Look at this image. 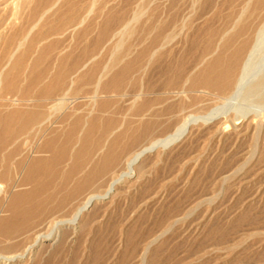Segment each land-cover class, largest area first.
<instances>
[{
	"label": "rangeland",
	"instance_id": "1",
	"mask_svg": "<svg viewBox=\"0 0 264 264\" xmlns=\"http://www.w3.org/2000/svg\"><path fill=\"white\" fill-rule=\"evenodd\" d=\"M193 1L65 0L46 16L42 34L53 26L67 28L66 21L72 13L84 21L75 32L48 33L47 38H42V84H54L53 76L58 73L60 64L66 63L68 67L79 61L80 64L88 62V65L74 76L73 88L80 91L71 92V101L63 109L54 110L52 116L49 113L60 104L62 95L42 102V120L51 119L49 123H42V132L24 131L0 149V186L4 185L7 192L0 194V221H7L9 225L0 227V255L22 253L36 235L48 233L54 222L71 216L72 210L65 209L44 218L40 206L49 208L59 203L66 193L68 195L80 184V165H83V172H90L108 153L127 154L148 145L152 139L143 144L137 140L144 122L158 121L163 127L154 139L163 138L176 122L202 117L217 105L220 94L210 92L188 96L181 100L182 103L174 100L171 103L176 104L175 110L166 112L171 104L164 102L167 83L174 75L184 70L188 72L195 65L211 29H219L242 0H199L191 10L193 7L189 4L192 6ZM8 7L0 6V28L6 26L7 37L26 33L33 6L22 11L16 23L15 11L10 5ZM134 14L140 16L138 25L144 27L148 37H140L139 31L133 32L129 42L131 54L128 59L119 60L112 54L119 39L116 34ZM185 16L191 17L187 28L175 41L178 42L163 52L161 60L148 63L147 56H138L141 51H147L155 25L173 28L176 24L178 32ZM102 36L103 42L98 44ZM4 54L2 47L0 62ZM32 56L33 53L29 58ZM126 62H132V68L120 81L122 86L120 84L116 92H104V83L98 84L102 71H110L112 77ZM1 89L0 84V119L14 111L12 99L17 96L5 94ZM97 95L99 98L94 101ZM31 104H20L19 110L26 111ZM145 104L148 108L142 109ZM148 111L152 116L144 117ZM76 120L79 123L74 125ZM93 120L94 132L80 142L79 137L86 133ZM109 122L110 129L105 131ZM209 125L200 121L193 126L185 142L146 156L136 174L117 186L109 198L98 201L77 228L63 229L58 243L45 242L29 257L31 260L13 264H264V144L259 152L263 153L260 160L255 161L248 172L225 184L223 175L234 172L245 158L254 154L256 141L253 133L239 140L219 139ZM74 126L73 139H69ZM49 141L57 146L67 145L66 153L55 170L50 171L52 180L32 199L27 195L34 190V185L23 182L22 176L28 169L24 172L21 167L25 160L29 164L37 159L49 162L58 151L44 147ZM24 142L29 146H23ZM87 152L90 154L86 156ZM122 168V165L117 167L116 175L124 171ZM112 178L111 174L101 177L90 192L104 195ZM14 185L17 188L13 189ZM17 193L27 196L17 205L27 208L19 216L9 208ZM4 231L13 235L11 240L2 241ZM154 239L158 241L148 250L147 246Z\"/></svg>",
	"mask_w": 264,
	"mask_h": 264
},
{
	"label": "bare ground",
	"instance_id": "2",
	"mask_svg": "<svg viewBox=\"0 0 264 264\" xmlns=\"http://www.w3.org/2000/svg\"><path fill=\"white\" fill-rule=\"evenodd\" d=\"M62 1L65 0H0V3H2L0 6L3 5L6 8L10 5V7L14 9V21H18L20 19L22 11L30 9V7L32 8L33 6L29 14L30 26L25 29L26 33L23 32L19 36L10 35L11 37H7L6 26H1L0 28V47H3L5 50V56L2 62H0L1 90L5 94L14 93L17 95L12 99L14 111L9 112L7 115H5V117L0 119V149L6 147V144L9 140L17 138V135L23 133L24 131H36L38 134L42 132V123L46 124L51 122L50 118L42 120V87H39V85L42 83L41 74L39 73L42 63V50L40 49L42 47L40 46L42 45V38L48 33H52V35L55 33L56 35L62 31L63 33L66 32V34L70 32V30L71 32H75L79 29L84 21V18H75L72 16L74 13H72L66 21V23H68L67 28H55L53 26V28H51L48 32H43L42 34V22L45 20V18H47L46 16L51 11H54V9ZM198 1L199 0H194L193 3L190 2L192 3V6L189 4V7H193L191 10L196 8L195 6ZM234 4L238 5L235 2ZM183 6L186 7V4ZM142 13L140 16L143 15ZM189 14L192 16V12ZM140 16L134 14L131 20L127 21V23L123 25L122 29L116 34L119 36V39L116 42L117 45L113 48L112 54L119 60H126L128 59V56H130L132 45H130L129 42H131L133 32L139 31L141 34L140 37L146 36V39L148 37L144 27H139L138 25L140 22ZM189 16H185L183 18L181 29L179 30V28H177L179 30L178 32L177 30L175 31V28L177 27L175 26L176 24L173 26V28H171L172 26L170 27L165 24L155 25L151 30L154 36L152 39H150L151 43L148 46L149 49L147 48V51H141L138 56L140 58L143 56L145 58L147 56L148 63L157 61L161 55H163V52L173 45V43L184 33L183 31L187 28V25L190 22L188 19L191 17L189 18ZM225 21L226 22H224L221 27L218 26L219 29L214 31L211 29L212 32H209L206 45L202 49L199 57L196 56L198 59L195 65L188 72L184 70L178 75H174V77L170 79L166 85V99L164 100L165 103H171L174 100H177L178 102V100L181 101L182 99H185L188 96L190 97L191 95H208L210 92H218L220 96L219 101H217V105L202 117H189L183 121L180 120V123L176 122V126H173V128L171 127L172 129L163 138L154 139L156 133H158L159 129L163 127L162 125L158 124V121L144 122L140 128V136L137 138V140L143 144L144 142L152 139L148 145L140 146L137 150H132L129 153L126 151L127 154H122L123 152L121 154L116 152L108 153L101 161L96 164V166L94 165L95 167L90 172H83V165H80L79 172L81 171L82 173V181L80 184L73 190L70 189L72 191L68 195L66 193L65 198L59 203H56L49 208H44V205L40 206V213L44 216V218L50 216L56 211H64L65 209L72 210L71 216H69L67 219L63 218L64 220H58L54 222L48 233L36 235L33 243L30 246L24 248L25 250L23 249L24 251L22 253L13 256L0 255V264H13L19 263L25 259L28 260V258L33 253H37L40 248L44 246L45 242H50V245L58 243L63 229L77 228L82 222L81 220L83 217L88 212H90L92 208H94V205H96L98 201L102 202V200L109 198L112 194H114L117 186H120V184L125 181V179H130V177H133L136 174L137 169H139V166L146 156L153 154L160 149L166 151L173 148L175 145L178 146L177 144L182 142L184 139H187L186 137L190 134L193 126L197 125V123L200 121L203 124H210L211 126L209 125V129H212L214 136L219 139L224 137H233L235 140H239L241 137H245L246 134H254V140L256 141L254 154L251 157L248 156L250 158H245L235 171L232 170L234 172L231 171L232 173H229L228 175L225 173L226 175H223V181L225 184L236 176L248 172L253 166L252 164H254L255 161L260 160V154L263 153L259 152L261 150L262 144H264V0H242L236 9L234 8L232 13L229 14ZM45 25L46 23H44V26ZM103 35L105 36V34ZM102 42L103 36L100 38L98 44ZM204 43L205 42H203V44ZM32 53L36 56L31 58V61L28 62V59ZM86 65H88V62L80 64L79 61H75L72 65H70V71H75V73L72 75V81L70 83L69 89L66 92L67 94H63L62 90L55 92V94L60 96L62 95V98H59L61 100L60 104L51 108L52 110L50 109L49 113L51 116L54 110L59 111L63 109L64 105L71 99V92L73 93L80 91L77 88H73V85L75 84L74 76L76 77V75L79 73L78 71L86 68ZM112 67H115V63L112 65ZM131 68L132 62H126L122 70L119 73L114 74L112 77L110 71L104 72V70L98 78V84L100 85L104 83L102 86L104 92H116L120 88V81L125 79ZM27 70L30 71L31 78H28V76L23 78V72ZM30 79L31 81H29ZM63 81L65 82V79H63ZM33 86L36 88V90L33 89L28 92V88H32ZM73 95H75V93ZM141 95V93L137 95V99L140 98ZM213 96H215L214 93ZM29 97L31 98L29 99ZM207 97L208 96H206V98ZM98 98V95L95 96L94 101H97ZM137 99L134 100V103L137 101ZM24 102L32 104L29 105L26 111H21L19 110V107L20 104ZM154 103L157 102L154 101ZM174 104L171 103L168 105L169 107L167 108V113L173 112V109L176 105ZM146 107V104L141 106L142 109ZM182 107L180 109H182ZM181 111L183 112L184 110ZM148 112L145 114V116L143 114V116H152V113ZM177 115L178 114L175 116ZM167 116L169 117V114ZM77 123H79L78 120L74 122V125ZM94 123L95 121L93 120L90 123L92 125L88 128L86 133L82 135V137H79L80 142L91 137V134L95 130V127L93 126ZM110 123L111 122H109L106 126L105 131L110 129ZM75 130V126L71 128L68 135L69 139H73V133ZM23 146H29L28 142H24ZM66 146L67 145L57 146L54 141H49L44 147L55 148L58 150L49 162L42 159H37L29 164L26 162V160L24 161L21 170L23 169L25 172V170L28 169V171L22 176L23 182L25 184L34 185V190L27 196H30L33 199L36 197L39 190L52 180L51 175L53 173H50V171L55 170L57 164L63 159V156L66 153ZM89 154L90 152L85 153L86 156ZM122 155H124L123 158H121ZM3 159L6 161L5 154L3 155ZM120 165H122V167L124 166V168H122L124 171L121 173H119V171V174L116 175L117 167ZM106 174H111L113 178L111 179L112 181H110L111 183L108 185V189H106L104 195L90 192L92 186L96 185L94 183H96L101 177H105ZM20 180L21 178L19 177L18 182ZM15 188H17V186H15L13 189ZM6 193V187L1 185L0 194L4 195ZM27 196L23 193H17L15 195L14 203L9 208L10 210L15 211L17 216L27 209L25 207L23 208L22 206H17L22 202V200L24 201ZM16 215L15 218L17 217ZM13 225L15 226L14 223ZM8 226L9 225L7 221H0V227L4 228ZM8 232L9 231H4L2 241L6 242L12 239L13 235H11V233L8 234ZM31 232L33 233V231ZM158 239H154L153 242L151 241L152 243L147 246V249L149 250L150 246L156 243ZM147 249H145L146 252Z\"/></svg>",
	"mask_w": 264,
	"mask_h": 264
},
{
	"label": "crops",
	"instance_id": "3",
	"mask_svg": "<svg viewBox=\"0 0 264 264\" xmlns=\"http://www.w3.org/2000/svg\"><path fill=\"white\" fill-rule=\"evenodd\" d=\"M47 37H43V38H47ZM42 41H43V39H42ZM40 49L42 50V47ZM33 56H36V55H33ZM33 56L31 58H33ZM31 58L28 59V62L31 61ZM59 68L60 69L58 70V73L53 76V78H55L54 84L52 83V85H48L46 83L47 84V86H46V84L41 83L39 85V87H42V102L44 100L47 101L49 99H53L55 96L58 95V94H55V92L58 90H62L63 92H66L69 89L70 83L72 81V75L75 73V71H70V66L66 67V63H63L62 65L60 64ZM39 73L41 74V79H42L43 73H44L42 71V67H41ZM27 76H28V78H31L30 71H28V70L23 72V78L27 77ZM68 77H69V79H67ZM63 79H65V82L63 81ZM29 81H31V79ZM33 89L36 90V88L34 86L32 88L29 87L28 92H30ZM30 98L31 97H29V99Z\"/></svg>",
	"mask_w": 264,
	"mask_h": 264
}]
</instances>
